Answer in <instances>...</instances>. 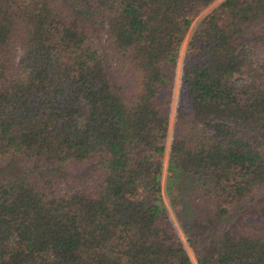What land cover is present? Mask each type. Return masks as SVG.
Wrapping results in <instances>:
<instances>
[{
	"label": "trees",
	"instance_id": "16d2710c",
	"mask_svg": "<svg viewBox=\"0 0 264 264\" xmlns=\"http://www.w3.org/2000/svg\"><path fill=\"white\" fill-rule=\"evenodd\" d=\"M212 1L0 0V264H264V0H219L189 35L183 238L161 201L178 48Z\"/></svg>",
	"mask_w": 264,
	"mask_h": 264
},
{
	"label": "rangeland",
	"instance_id": "374dc122",
	"mask_svg": "<svg viewBox=\"0 0 264 264\" xmlns=\"http://www.w3.org/2000/svg\"><path fill=\"white\" fill-rule=\"evenodd\" d=\"M219 0H213L210 4L206 5V6H200V5H195L191 10H190V14L192 16L191 18V22L187 28V30L184 33V36L181 40V43L179 45L178 48V52H177V56H176V65L174 67L173 70V74H172V83L170 86V90L169 93L167 94V98L169 100V110H168V114H169V118H168V126L163 138V150H162V154H161V173H160V186H161V190H160V195H161V201L163 202L169 217L171 219V221L173 222L175 228L177 229L179 235L183 238V233L181 230V227L179 225V222L177 220V215L174 212V208L171 205V201L172 199H176V185L171 186L170 181H171V177L167 178V150H168V140L170 137V129H171V119H172V114H173V110L174 107L178 101L179 97H182L183 99H185V91L182 89L181 85H180V61L182 59V56L184 54V50L186 49V41L189 37V35L192 33V31L194 29H196L198 27V25H200V23L203 20V16L206 13V11L212 7L213 5H216L217 2ZM255 55L256 58L259 57L260 55V51L255 50ZM185 102V100H183ZM10 170H21L22 167L14 164V162L12 164L8 165V168ZM174 192V193H173ZM184 215V214H183ZM188 253L191 256V259L193 261V264L195 263V258L191 252V250L187 247Z\"/></svg>",
	"mask_w": 264,
	"mask_h": 264
}]
</instances>
